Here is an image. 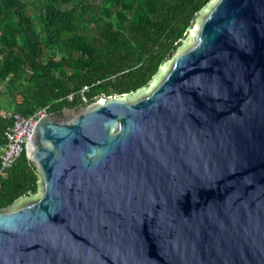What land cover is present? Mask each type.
<instances>
[{"label": "water", "instance_id": "95a60500", "mask_svg": "<svg viewBox=\"0 0 264 264\" xmlns=\"http://www.w3.org/2000/svg\"><path fill=\"white\" fill-rule=\"evenodd\" d=\"M0 264H264V0H211L149 84L37 119Z\"/></svg>", "mask_w": 264, "mask_h": 264}, {"label": "trees", "instance_id": "16d2710c", "mask_svg": "<svg viewBox=\"0 0 264 264\" xmlns=\"http://www.w3.org/2000/svg\"><path fill=\"white\" fill-rule=\"evenodd\" d=\"M211 0H0V147L12 114L84 107L149 84ZM94 86L86 103L69 94ZM39 178L25 152L0 179V210Z\"/></svg>", "mask_w": 264, "mask_h": 264}, {"label": "built area", "instance_id": "2783aa9c", "mask_svg": "<svg viewBox=\"0 0 264 264\" xmlns=\"http://www.w3.org/2000/svg\"><path fill=\"white\" fill-rule=\"evenodd\" d=\"M94 86L85 85L79 91L69 94L66 99L73 101L78 98L81 103H86V94ZM48 107H44L29 116L12 114V121L4 133L5 144L0 147V179L15 161L25 152L30 134L38 118L48 114Z\"/></svg>", "mask_w": 264, "mask_h": 264}]
</instances>
